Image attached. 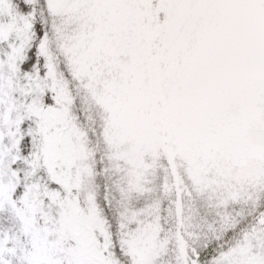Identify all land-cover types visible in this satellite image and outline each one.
Listing matches in <instances>:
<instances>
[{
    "label": "snow or ice",
    "instance_id": "6c2138e0",
    "mask_svg": "<svg viewBox=\"0 0 264 264\" xmlns=\"http://www.w3.org/2000/svg\"><path fill=\"white\" fill-rule=\"evenodd\" d=\"M0 264H264V0H0Z\"/></svg>",
    "mask_w": 264,
    "mask_h": 264
}]
</instances>
